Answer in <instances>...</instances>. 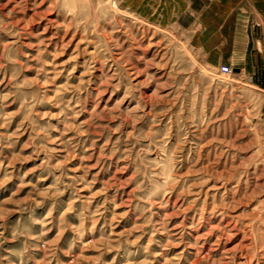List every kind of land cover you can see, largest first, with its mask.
<instances>
[{"label": "rangeland", "instance_id": "rangeland-1", "mask_svg": "<svg viewBox=\"0 0 264 264\" xmlns=\"http://www.w3.org/2000/svg\"><path fill=\"white\" fill-rule=\"evenodd\" d=\"M186 1L0 0V264H264V76Z\"/></svg>", "mask_w": 264, "mask_h": 264}, {"label": "crops", "instance_id": "crops-1", "mask_svg": "<svg viewBox=\"0 0 264 264\" xmlns=\"http://www.w3.org/2000/svg\"><path fill=\"white\" fill-rule=\"evenodd\" d=\"M201 3L210 6L203 17L209 21L208 26L201 32H205L204 37L217 35L220 60L239 70V74L263 77L264 0H202Z\"/></svg>", "mask_w": 264, "mask_h": 264}, {"label": "built area", "instance_id": "built-area-1", "mask_svg": "<svg viewBox=\"0 0 264 264\" xmlns=\"http://www.w3.org/2000/svg\"><path fill=\"white\" fill-rule=\"evenodd\" d=\"M221 72L222 73H225V74H229L233 71V68L229 65H222L221 68H220ZM264 90V89H263Z\"/></svg>", "mask_w": 264, "mask_h": 264}, {"label": "water", "instance_id": "water-1", "mask_svg": "<svg viewBox=\"0 0 264 264\" xmlns=\"http://www.w3.org/2000/svg\"><path fill=\"white\" fill-rule=\"evenodd\" d=\"M237 71H239V70H237Z\"/></svg>", "mask_w": 264, "mask_h": 264}]
</instances>
